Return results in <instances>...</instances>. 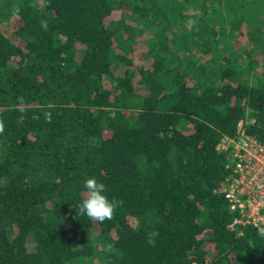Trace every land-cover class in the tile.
Here are the masks:
<instances>
[{"label": "trees", "instance_id": "obj_1", "mask_svg": "<svg viewBox=\"0 0 264 264\" xmlns=\"http://www.w3.org/2000/svg\"><path fill=\"white\" fill-rule=\"evenodd\" d=\"M0 3V264H264L217 149L264 142V0Z\"/></svg>", "mask_w": 264, "mask_h": 264}, {"label": "built area", "instance_id": "obj_2", "mask_svg": "<svg viewBox=\"0 0 264 264\" xmlns=\"http://www.w3.org/2000/svg\"><path fill=\"white\" fill-rule=\"evenodd\" d=\"M217 149L227 151L229 180L222 188L229 227L264 229V142L246 134L238 123L234 137L220 138Z\"/></svg>", "mask_w": 264, "mask_h": 264}, {"label": "clouds", "instance_id": "obj_3", "mask_svg": "<svg viewBox=\"0 0 264 264\" xmlns=\"http://www.w3.org/2000/svg\"><path fill=\"white\" fill-rule=\"evenodd\" d=\"M84 198L75 206L77 215H83L91 220L102 223L111 219L115 202L110 200L105 194V185L95 177H88L82 182ZM259 235L264 237V229Z\"/></svg>", "mask_w": 264, "mask_h": 264}, {"label": "rangeland", "instance_id": "obj_4", "mask_svg": "<svg viewBox=\"0 0 264 264\" xmlns=\"http://www.w3.org/2000/svg\"><path fill=\"white\" fill-rule=\"evenodd\" d=\"M3 5H4V4H3ZM3 5H2V3H0V7L3 6ZM246 60H247V59H244L243 61L247 62Z\"/></svg>", "mask_w": 264, "mask_h": 264}]
</instances>
